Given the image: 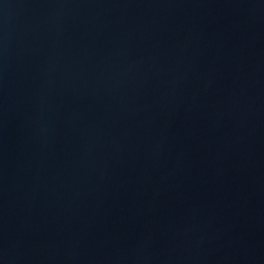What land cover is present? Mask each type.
Here are the masks:
<instances>
[{
	"label": "water",
	"instance_id": "water-1",
	"mask_svg": "<svg viewBox=\"0 0 264 264\" xmlns=\"http://www.w3.org/2000/svg\"><path fill=\"white\" fill-rule=\"evenodd\" d=\"M0 264H264V0H0Z\"/></svg>",
	"mask_w": 264,
	"mask_h": 264
}]
</instances>
